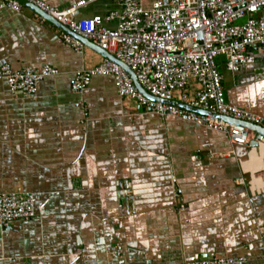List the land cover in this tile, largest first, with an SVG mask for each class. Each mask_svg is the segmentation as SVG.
<instances>
[{"label":"crops","instance_id":"obj_1","mask_svg":"<svg viewBox=\"0 0 264 264\" xmlns=\"http://www.w3.org/2000/svg\"><path fill=\"white\" fill-rule=\"evenodd\" d=\"M10 1L0 0V193H33L37 215L0 222V264H264V143L241 147L225 133L162 118L122 99L112 76L73 93L103 53L67 46L64 30ZM41 1L64 11L81 0ZM119 8L98 0L81 19ZM249 57L238 73L218 59L226 100L264 120L256 76L264 48ZM6 64L58 74L27 97L8 85Z\"/></svg>","mask_w":264,"mask_h":264},{"label":"built area","instance_id":"obj_2","mask_svg":"<svg viewBox=\"0 0 264 264\" xmlns=\"http://www.w3.org/2000/svg\"><path fill=\"white\" fill-rule=\"evenodd\" d=\"M23 1L70 29L72 34L63 33L67 46L84 50L85 44L76 36L92 42L130 68L147 93L165 102L145 97L124 67L107 58L77 75L73 93H82L95 76H112L122 99L134 100L162 118L173 117L225 133L241 147L256 140L255 133L243 125L189 111L173 102L263 126L261 116L227 102L218 59L225 58L226 69L238 73L247 66L250 49L264 48V0H155L149 6L145 5L148 0H114L119 10L90 19H81L82 10L98 0H81L64 11L41 0ZM8 6L17 12L23 8L16 0ZM108 23L115 28H109ZM2 74L14 93L36 97L39 85L58 71L51 66L40 71L15 70L6 64ZM256 76L264 81V69ZM36 215L33 193H0L1 223L30 221ZM245 263L244 258L214 257L182 264Z\"/></svg>","mask_w":264,"mask_h":264},{"label":"water","instance_id":"obj_3","mask_svg":"<svg viewBox=\"0 0 264 264\" xmlns=\"http://www.w3.org/2000/svg\"><path fill=\"white\" fill-rule=\"evenodd\" d=\"M18 2H20L22 5H25L27 7H30L32 8L35 12H37L39 15H41L42 17H44L47 21H49L50 23H53L54 25L58 26L59 28H61L62 30H64L66 33H69V34H72L70 29L59 23L58 21H56L54 18H52L51 16L43 13L42 11H40L38 8H36L35 6L33 5H30L26 2H24L23 0H16ZM74 36H76L74 34ZM77 38H79L85 45L87 46H90L92 47L93 49H95L96 51H101L104 55L105 58L107 59H110L116 63H118L119 65H121L122 67H124V69L130 74V76L132 77L133 81H134V84L136 85V87L139 89V91L147 98L153 100V101H156V102H165L163 100H160L158 98H154L152 97L149 93H147L142 87L141 85L139 84V82L137 81V78L135 76V74L131 71L130 68H128L126 65H124L122 62L118 61L114 56H112L111 54H109L108 52L106 51H103L102 49H100L98 46L94 45L92 42L88 41V40H85L79 36H76ZM173 104H175L176 106H179L180 108H183V109H186V110H189V111H194V112H197L199 114H202V115H212L216 118H220V119H223L229 123H233V124H238V125H243L245 126L246 128L250 129L252 132L256 133L257 134V139L256 141H254L252 144H251V148L255 149V148H258L260 146V143L262 141H264V127L262 126H259V125H255V124H251V123H241V122H238V121H235V120H232V119H229V118H226V117H222V116H219L217 114H213V113H209V112H206V111H203V110H200V109H195V108H191L189 107L188 105L186 104H182V103H178V102H173Z\"/></svg>","mask_w":264,"mask_h":264},{"label":"rangeland","instance_id":"obj_4","mask_svg":"<svg viewBox=\"0 0 264 264\" xmlns=\"http://www.w3.org/2000/svg\"><path fill=\"white\" fill-rule=\"evenodd\" d=\"M257 139V138H256ZM256 141V140H255ZM261 143H264V141H262ZM261 143H260V145H261ZM252 144V143H251ZM249 147H251V145L249 146Z\"/></svg>","mask_w":264,"mask_h":264}]
</instances>
